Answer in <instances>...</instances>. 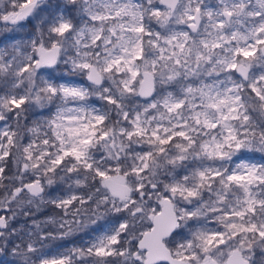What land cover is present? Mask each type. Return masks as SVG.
Wrapping results in <instances>:
<instances>
[{
    "label": "snow or ice",
    "instance_id": "6c2138e0",
    "mask_svg": "<svg viewBox=\"0 0 264 264\" xmlns=\"http://www.w3.org/2000/svg\"><path fill=\"white\" fill-rule=\"evenodd\" d=\"M0 33V264H264V0H0Z\"/></svg>",
    "mask_w": 264,
    "mask_h": 264
},
{
    "label": "rangeland",
    "instance_id": "374dc122",
    "mask_svg": "<svg viewBox=\"0 0 264 264\" xmlns=\"http://www.w3.org/2000/svg\"><path fill=\"white\" fill-rule=\"evenodd\" d=\"M206 2L209 3V4H213V3H215V0H206ZM9 35H11V34L10 33H0V41L4 40V38L6 36H9ZM20 37H22V35H21V33H18L17 34V38H20ZM138 99H143V98H139L138 97ZM96 103H97V106H99V102L97 101ZM37 109H39V108H37ZM39 110H42V109H39ZM31 120H32V116H31V114H29V119L27 121H25V123L29 127H31ZM27 135H30V136L28 137ZM22 136H23V139H22L21 142L22 143H26V142H28V139L31 137V133H26L25 132V133H22ZM260 155H261L260 153H256L257 159H259ZM32 211H33V214L34 215L31 218H27L28 219L29 226H31L32 219H36L38 221H46V220L49 219V217L53 216L56 212H59L60 210L59 209H55L54 206H51V205H43L40 211H37L36 208H35V206H33L32 207ZM25 219L26 218H24V217H20L19 218L20 223H23V221ZM57 219H60V218L59 217H56V220ZM43 226L45 228V231L52 230V231L55 232L56 229H57V225L46 224V225H43ZM82 231L83 230L74 233L70 237H66L63 241H61L59 239V237H58L56 241H54V242L51 243V244H54V245L52 247L51 246H49V247L50 248H54L55 245L60 244V243H66L68 241H77V242H79L78 239L81 236V234H82L81 232ZM69 246H72V245L69 244ZM61 250H63V249H61ZM8 259H11V257H9Z\"/></svg>",
    "mask_w": 264,
    "mask_h": 264
},
{
    "label": "bare ground",
    "instance_id": "6f19581e",
    "mask_svg": "<svg viewBox=\"0 0 264 264\" xmlns=\"http://www.w3.org/2000/svg\"><path fill=\"white\" fill-rule=\"evenodd\" d=\"M21 35L24 36V33H21ZM169 90H171V89H169ZM139 100H142V99H139ZM31 116H32L31 126H32L33 120H40L41 122H43V120L47 118V109H42V110L36 109L34 113H31ZM27 136L29 137L30 135H27ZM57 221H59V219H57ZM89 227H91V225ZM87 231H88V229H83V231L81 232L82 234H81V236L78 239L79 241H80L81 237L86 238L85 233ZM53 245L54 244H49V246H51V247Z\"/></svg>",
    "mask_w": 264,
    "mask_h": 264
}]
</instances>
